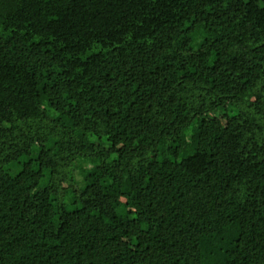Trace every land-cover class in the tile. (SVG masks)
Masks as SVG:
<instances>
[{
    "label": "trees",
    "instance_id": "trees-1",
    "mask_svg": "<svg viewBox=\"0 0 264 264\" xmlns=\"http://www.w3.org/2000/svg\"><path fill=\"white\" fill-rule=\"evenodd\" d=\"M0 264H264V0H0Z\"/></svg>",
    "mask_w": 264,
    "mask_h": 264
}]
</instances>
